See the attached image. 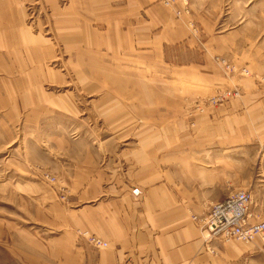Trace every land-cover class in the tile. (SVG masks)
<instances>
[{"label": "rangeland", "instance_id": "obj_1", "mask_svg": "<svg viewBox=\"0 0 264 264\" xmlns=\"http://www.w3.org/2000/svg\"><path fill=\"white\" fill-rule=\"evenodd\" d=\"M81 1L0 0V264H15L22 233L38 237L41 248L55 235L47 226H61L60 211L47 210L40 197L43 187L55 191L56 202L68 197L65 162L73 161L77 140H94L103 151L107 144L114 156L128 151L149 172L169 171L170 160L186 152L192 184L213 201L202 215L224 200L221 191H244L251 220L264 222V74L221 55L196 62L177 51L163 67L139 49H102L99 0ZM157 1L176 16L187 12L176 10L178 0ZM225 4L234 23L264 15V0ZM242 26L264 30V23ZM192 63L214 69L182 70ZM217 181L224 183L207 185ZM76 235L89 246L85 237L93 234ZM234 241L264 253L260 238L227 243ZM89 247L103 252L108 243ZM251 262L264 264V254Z\"/></svg>", "mask_w": 264, "mask_h": 264}, {"label": "crops", "instance_id": "obj_2", "mask_svg": "<svg viewBox=\"0 0 264 264\" xmlns=\"http://www.w3.org/2000/svg\"><path fill=\"white\" fill-rule=\"evenodd\" d=\"M188 1L183 7L178 0L176 10L187 12L176 16L157 0H99L102 49H139V56L163 62V67L168 65L167 54L177 51L180 59L190 55L196 62L221 55L252 73L264 74V30L251 33L242 26L263 24L264 15L251 20L239 16L234 23L226 0ZM189 24L196 27L197 36ZM189 67L201 72L214 69L213 64L192 63L182 70ZM77 141L73 146L80 148L73 161L65 162L68 197L56 202L55 191L42 186L40 199L47 210L60 211L62 218L54 221L60 219L61 226H47L55 235L41 248L38 237L22 233L21 247L16 242L12 259L15 264H251L253 257L264 254L256 243H206L193 217L205 213L210 200L192 184L195 170L188 167L186 152L183 160H170L169 171L159 167L149 172L136 159L131 161L128 151L114 156L107 144L103 151L94 147V140ZM226 193L221 191L225 198ZM77 230L96 234L108 243L107 251L92 250L82 239L78 241Z\"/></svg>", "mask_w": 264, "mask_h": 264}, {"label": "built area", "instance_id": "obj_3", "mask_svg": "<svg viewBox=\"0 0 264 264\" xmlns=\"http://www.w3.org/2000/svg\"><path fill=\"white\" fill-rule=\"evenodd\" d=\"M48 181L53 178L46 176ZM250 195L244 191H234L223 201L213 204L202 217H193L199 230L205 234L206 243L240 240L248 243L260 238L264 246V222L252 221L249 213ZM86 242L92 248L105 249L107 243L97 235H89Z\"/></svg>", "mask_w": 264, "mask_h": 264}]
</instances>
